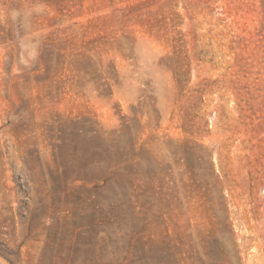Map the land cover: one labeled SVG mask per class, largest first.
<instances>
[{
    "label": "rangeland",
    "instance_id": "374dc122",
    "mask_svg": "<svg viewBox=\"0 0 264 264\" xmlns=\"http://www.w3.org/2000/svg\"><path fill=\"white\" fill-rule=\"evenodd\" d=\"M0 264H264V0H0Z\"/></svg>",
    "mask_w": 264,
    "mask_h": 264
}]
</instances>
